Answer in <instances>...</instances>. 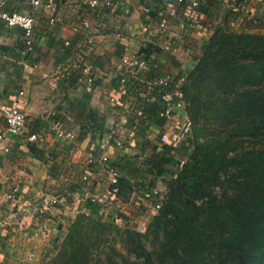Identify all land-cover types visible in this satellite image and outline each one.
Returning <instances> with one entry per match:
<instances>
[{"label":"crops","instance_id":"obj_1","mask_svg":"<svg viewBox=\"0 0 264 264\" xmlns=\"http://www.w3.org/2000/svg\"><path fill=\"white\" fill-rule=\"evenodd\" d=\"M50 1L59 18L53 24L45 6ZM215 1L200 0L189 21L187 5L163 0H112V7L103 9H91L83 0H40L37 7L32 0H5L6 10L31 13L36 24L27 46L21 29L0 20V99L11 101L22 91L20 107L26 114L22 136L9 134L0 115V264H26L37 245L80 213L93 211L107 221L118 212L138 226L149 220L154 200H141L138 189L126 199L117 196L105 172L89 168L86 156L106 153L126 162V170H146L142 178L123 175L162 196L164 169L173 167L179 150L165 151L159 135L173 122L144 123L138 89L119 83L120 58L151 42L160 53L147 58V77L187 75L212 34L208 12ZM145 25L152 30L144 32ZM137 150L144 158L129 164ZM159 152L164 166L154 169L151 157ZM169 156L172 160L165 159ZM41 195L59 201L44 205Z\"/></svg>","mask_w":264,"mask_h":264},{"label":"trees","instance_id":"obj_2","mask_svg":"<svg viewBox=\"0 0 264 264\" xmlns=\"http://www.w3.org/2000/svg\"><path fill=\"white\" fill-rule=\"evenodd\" d=\"M211 5L208 11L216 1ZM153 53L160 49L151 42L136 51L146 60ZM185 76L193 151L186 162L173 166L176 172L165 181L164 194L159 197L142 182H131L123 172L135 169L126 170V162L111 158L119 176L110 190L126 199L138 189L141 200L145 192L151 194L145 200H154V213L139 226L144 232L121 228L116 222L120 214L107 221L93 211L77 214L62 255L49 264H88L90 249L104 255L97 257L98 264H264V34L216 27ZM164 106L162 100L142 99L138 112L162 125L165 119L157 113ZM151 162L154 169L164 166L160 152ZM84 219L90 227L81 232ZM119 228L123 235L115 241L110 235Z\"/></svg>","mask_w":264,"mask_h":264},{"label":"built area","instance_id":"obj_3","mask_svg":"<svg viewBox=\"0 0 264 264\" xmlns=\"http://www.w3.org/2000/svg\"><path fill=\"white\" fill-rule=\"evenodd\" d=\"M165 4L169 3H186L191 12L185 14V18L189 21L195 19V13L192 10L196 9L200 5V0H163ZM32 5L37 7L41 4L40 0H32ZM83 3L91 9H103L112 7V0H83ZM45 6L53 13L48 17V23L53 24L59 21L56 16V9L54 4L50 1ZM175 12L172 11L171 14ZM0 20H2L8 26H14L21 29L24 42L27 46H31L34 34V27L36 19L31 13H22L17 11H9L5 9V0H0ZM166 24V20L162 19L159 26L163 27ZM87 26V23H83ZM151 27L145 25L143 27L144 32H149ZM168 48V47H167ZM150 63L138 56L135 52H125L120 58V68L122 72L119 75V83L121 86H128L133 84L140 92V97L146 101L162 100L165 102V106L158 110V116L164 118L165 121L173 122L169 129L163 131L159 135V140L162 144H167L175 147H187L191 146L192 128L193 123L189 114L186 111V101L182 86L186 81V76H175L172 74H163L156 77H147L146 69ZM87 81H91V77L87 76ZM23 96V92L20 91L16 94L11 101L6 99H0V115L4 118L6 131L14 136H22L26 126V114L20 107V100ZM148 121L145 120V124ZM35 135H30L28 139L34 140ZM115 146L122 147L120 138H115ZM182 164L184 160H180ZM86 164L92 169H101L109 178L110 185H113L117 181L119 176L118 170L112 165V161L109 154L97 153L89 151L86 156ZM84 179L87 177L84 176ZM155 193V192H154ZM39 195V194H38ZM149 192H145L142 195V199L145 200L150 197ZM39 199L43 201V204H55L59 200L54 196L41 195ZM158 207V205H157ZM33 254H31L32 256Z\"/></svg>","mask_w":264,"mask_h":264},{"label":"rangeland","instance_id":"obj_4","mask_svg":"<svg viewBox=\"0 0 264 264\" xmlns=\"http://www.w3.org/2000/svg\"><path fill=\"white\" fill-rule=\"evenodd\" d=\"M212 23L211 30L212 33L214 32L215 28L218 26H221L223 30L226 31H232L237 33H262L264 34V0H217L216 1V7L215 9L211 10ZM189 114V113H188ZM190 116V114H189ZM191 119H193L190 116ZM193 128H192V138L194 140V119L192 120ZM199 127L202 126V121H198ZM202 136L198 137L197 141H202ZM177 154L175 155L173 159V162H170V165H176V160H184L186 162L193 151V146L190 148L185 149H178ZM134 157H140V160L144 158L143 154L137 150L136 153L130 154L128 162L131 164V162L134 161ZM139 160V158H138ZM179 162V161H178ZM183 164V163H182ZM169 166H167L164 169V176H166L167 179H170L174 177L175 169L174 167H171L168 169ZM129 168H133L130 166ZM13 170V169H12ZM132 173H137L136 175L140 178L144 177L143 173H147L146 170H134ZM154 177V176H151ZM164 181L167 179L162 178ZM165 185V182H163ZM164 194V192L162 193ZM1 206V205H0ZM117 215H119L118 212H116ZM77 219H72L71 222H74ZM74 220V221H73ZM70 222V223H71ZM118 222L121 226V228H130L134 229L140 232H144V230H140L139 226L136 223L130 224L129 221L124 217L121 216L118 218ZM66 226L64 229H60L59 231L52 232V234L48 235L44 241H42L34 250V254L31 256L30 261H28L26 264H49L51 260L54 258H59L62 253L63 247L66 239L68 238V235L70 234L69 226ZM90 221H84L82 222V228L81 232L84 230H87L90 226ZM116 229L113 231L112 235H110V238L114 239L115 241L121 240V236L123 235L124 229ZM147 244V243H146ZM72 247V245H71ZM116 247L118 250H120V244L116 242ZM90 253H92L90 256L93 258L91 261L89 260L88 264H98L96 262V259L98 256L104 257V255L100 253V249L98 251L90 249ZM208 260H205L203 264H207Z\"/></svg>","mask_w":264,"mask_h":264}]
</instances>
